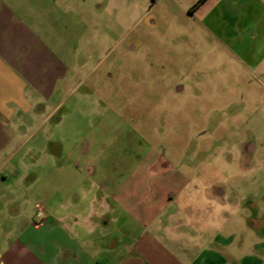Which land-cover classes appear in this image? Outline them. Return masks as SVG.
<instances>
[{
  "label": "rangeland",
  "instance_id": "rangeland-1",
  "mask_svg": "<svg viewBox=\"0 0 264 264\" xmlns=\"http://www.w3.org/2000/svg\"><path fill=\"white\" fill-rule=\"evenodd\" d=\"M132 1L137 12L124 8L122 26L104 14L105 38L76 52L70 83L50 103H61L54 118L11 122L15 138L0 153V263L37 264L56 251L55 264H64L73 245L87 264H124L137 257L136 242L149 241L159 258L199 263L212 254L214 264H264L258 29L245 24L241 2L222 18L206 0ZM137 152L154 153L158 166L190 181V198L218 234L187 223L183 197L170 208L169 231L168 212L151 229L133 226L134 234L99 217L87 227L86 214L99 209L92 201L99 193L89 195L96 169L121 156L132 164ZM73 217L72 228L90 232L83 239L68 234Z\"/></svg>",
  "mask_w": 264,
  "mask_h": 264
},
{
  "label": "crops",
  "instance_id": "crops-1",
  "mask_svg": "<svg viewBox=\"0 0 264 264\" xmlns=\"http://www.w3.org/2000/svg\"><path fill=\"white\" fill-rule=\"evenodd\" d=\"M209 2V7L222 18H227V11H234L235 5L241 2L246 14L245 24L258 29L256 40L264 46V0H206L203 5ZM137 7V2L132 0H0V153L5 152L15 138L10 131L12 121L18 119L21 126L34 115L44 116L47 121L60 110L61 103L54 106L50 103L70 83L73 75L70 72L76 70V52H82L81 47H86L89 41L99 43L105 38L100 34V29L109 27L104 24V14L110 13L113 21L122 26L121 11L129 8L127 12L133 13L137 12ZM59 120L57 118V122ZM137 153V160L132 164L121 156L113 167L96 169V183L91 186L89 195L94 190L99 193L98 198L92 199L99 209H95V214L91 211L86 214L87 227L92 218L99 217L101 221L119 225L120 233L125 229V234H134L133 226L151 229L160 214L168 212L164 229L169 231L168 222L174 215L170 208L177 198L183 197L181 203L188 215L187 223L199 225V234H218L211 220L203 221V207L190 198L187 192L190 181L158 166L154 153ZM211 192L207 194L212 202L216 198ZM74 223H79L78 218H72L68 234L82 236V239L90 234L84 224L81 232L72 228ZM125 223L133 224L131 230L128 226L124 228ZM150 234H154V228ZM152 245L149 241L136 242L133 249L137 257L124 264H214L216 259L212 254L209 259L204 256L206 259L199 263L177 261L168 254H161L159 258L157 252L153 253ZM80 252L83 257L78 260ZM66 253L64 264H87L85 252L78 247L69 246ZM57 256L59 252L55 251L47 253L43 262L35 259L37 264H55ZM5 264L21 263L10 260Z\"/></svg>",
  "mask_w": 264,
  "mask_h": 264
},
{
  "label": "trees",
  "instance_id": "trees-1",
  "mask_svg": "<svg viewBox=\"0 0 264 264\" xmlns=\"http://www.w3.org/2000/svg\"><path fill=\"white\" fill-rule=\"evenodd\" d=\"M156 0H154V2H155ZM204 0H201V1H199L196 5H195V7H198L199 6V4L200 3H202Z\"/></svg>",
  "mask_w": 264,
  "mask_h": 264
}]
</instances>
